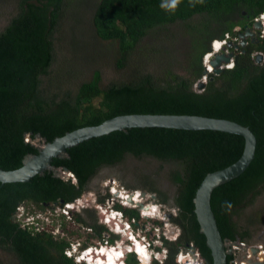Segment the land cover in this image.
Segmentation results:
<instances>
[{"label": "trees", "instance_id": "obj_1", "mask_svg": "<svg viewBox=\"0 0 264 264\" xmlns=\"http://www.w3.org/2000/svg\"><path fill=\"white\" fill-rule=\"evenodd\" d=\"M14 2L16 12L0 31L1 170L17 169L25 155L36 154L37 149L31 143L36 134L50 142L75 129L129 114L225 119L247 127L257 143L248 168L212 192L210 204L219 233L223 240L246 242L252 238L254 226H264V203L257 204L249 220L244 216L245 210L264 194V62L257 63L253 57L257 53L264 55V37L259 38L257 31L254 42L248 39L245 47L238 51L231 49L233 67L219 75L206 74L202 62L213 41L224 40L228 34L229 38H238L239 33L251 27L254 19L264 13V0H181L175 11L162 9V0H12L11 3ZM71 3L87 5L82 11L86 24L89 14L91 25L86 43L90 45V40L94 42L96 38L115 43L116 66L126 68V81L102 85L100 71L93 69L89 80L79 83L74 91L60 82L53 85L54 78L50 75H69L64 76L67 80L76 72L71 61L62 56L66 41L60 31ZM88 8L92 9L89 13ZM195 18L198 22H193ZM177 23L190 34L181 59L170 57L173 50L167 38L159 45L152 43L147 50L144 39L151 32ZM237 27L240 30L235 32ZM135 49V52L146 49L152 55L151 63L137 61V65H132L129 57ZM159 52L162 53L158 56ZM58 56L63 58L62 62L57 60ZM204 75L206 85L198 92L194 85ZM243 149L244 139L239 135L204 130L132 128L91 138L67 149V158L50 162L52 169L66 168L74 181L44 171L26 183L0 184V249L13 256L12 264H76L65 255L69 242L53 238L44 230L37 232L33 226L21 225L14 219L16 208L25 203L38 209L82 203L87 182L97 170L117 165L129 155L175 165L168 174L175 187L171 196L159 191L153 180L137 188L126 186L128 190L139 188L155 194V203L175 210L169 222L180 233L175 241H165L168 256L163 264H177L176 255L191 244L202 264H212L194 214L193 199L204 177L236 162ZM114 190L123 203L141 198L138 193L128 196L116 185ZM96 200L102 202L104 197L98 196ZM116 208L129 219L139 218L136 209ZM84 213L92 224L86 223L81 216ZM91 213L85 209L74 211L72 222L89 228L88 237L100 239L106 230L96 224ZM114 249L120 251L115 260H112L115 255L106 257L112 264H122L123 251ZM136 250L139 254L144 252ZM129 259L125 258V263L127 260L129 264H137L132 256ZM232 259V255H227V264Z\"/></svg>", "mask_w": 264, "mask_h": 264}, {"label": "rangeland", "instance_id": "obj_2", "mask_svg": "<svg viewBox=\"0 0 264 264\" xmlns=\"http://www.w3.org/2000/svg\"><path fill=\"white\" fill-rule=\"evenodd\" d=\"M12 0H0V31L4 28V26L8 23L9 19L15 14V2L12 4ZM86 4L84 3H71L70 8H68L66 12V17L61 22L60 25V31L64 35V41L65 47L63 48V54L62 56L64 58H68V61H71L72 66H74L76 72H74L72 75H70V78L65 80L64 76L67 75H50L51 78H54L53 85H58L59 82L66 88H70L69 90L74 91L76 87L79 85V83L89 80L91 76V72L93 69H98L100 71V77H101V84L106 85L110 82H121L126 81V75L127 72L126 68L118 69L116 66V45L114 42H104L100 41L96 38V40L93 42V40H90L89 43H86V36L88 34V29L90 30V21H89V14L86 15V22H84V17L82 15L83 9L86 8ZM92 9L88 8V13L91 12ZM198 18H195L193 22H198ZM240 28L237 27L234 31H239ZM164 35V37H163ZM189 33H186L184 31V28L180 24H175L171 26H167L162 31H159L157 33H152L144 39L146 41L145 47H147V50L152 46V43H157L156 45H159V43H162L163 38L167 42H169L172 45L173 55L171 52L170 57H174L176 59H181V53L184 50V48L187 46V43L189 41ZM139 50V47H136ZM89 50L87 53H84V51ZM161 51V49H159ZM132 51V55H130L129 60L132 65H137V61L145 63H151L150 57L152 56L150 53L145 52L146 49L141 50L142 52H135ZM162 52L158 53V56ZM85 55H89L86 57ZM92 55V56H90ZM157 55H155L156 59L158 58ZM86 57V58H85ZM211 59V58H210ZM57 60L59 62L63 61V58L58 56ZM261 62H264V56L263 60ZM204 65V61H203ZM208 65V64H207ZM54 67V66H53ZM52 67V69H53ZM53 76V77H52ZM69 76V75H68ZM67 76V77H68ZM62 78V79H61ZM61 80V81H59ZM198 82V81H197ZM197 82L194 86V89L197 85ZM198 91L197 89H195ZM27 140V138H25ZM32 145L35 147H39L40 144L36 139L31 141ZM175 165L169 164L164 165L163 163L159 161H154V159L151 158H141V159H134L133 157L126 155L124 156V159L121 163L114 165L112 167H102L89 181L87 185V197L92 198L96 202V198L98 196H104L103 190L101 188H104L102 185L103 182L106 179H113L117 182L118 185H121L123 190H126V186H142L145 182H151L152 180L155 181L157 188L159 191L163 192L166 196H171L172 193L175 191V187L173 184H171L168 174L173 169ZM147 177V178H146ZM146 178V179H145ZM145 179V180H144ZM106 180V181H108ZM116 184V185H117ZM137 188V187H136ZM138 190L137 193L140 194L142 197L141 200H137L133 202L132 206L138 207L137 202L140 201V203H148L149 200H153V194H146L142 190ZM135 191L130 192L131 194ZM129 193V194H130ZM157 197V196H156ZM60 202V201H59ZM111 203H107V200L104 202L103 206L108 209V211L111 210ZM264 203V194L258 198V200L255 202L254 206L246 209L244 212V216H246L247 220H249V217H253L254 213L253 211L257 208V204L261 205ZM151 206L156 209L155 216L150 215V219L153 221H159L164 226L165 233L168 232V227H172L175 230V235H178L180 233L179 229L169 223V219H166L165 217L168 216V213H174V209L171 207L164 205L159 206L157 203L150 204ZM163 205V204H162ZM169 208H167V207ZM82 207L89 209L92 211V215H94L95 221L97 220V217L100 214L99 210H95L96 206H90V201L85 200ZM65 208L62 211V208L60 205L53 204L51 206H47V208L44 209H38L36 206L31 205L29 203H25L20 205L18 208V211L15 215V220L21 223L22 225L32 226L30 223H35V219L32 221L31 218H37L36 223H38L35 228H41L42 230L49 232L53 238L56 239H64L66 242H69L71 253H69V258H72L73 262L76 264H80L83 259H86L85 256H83V259L80 257L81 249L86 247H98V240L95 238H90L89 236V229H87L86 226L81 227L77 226V224H74L72 222L71 213L69 214L71 206L64 207ZM94 208V209H93ZM144 209V207H141ZM80 211L82 208L80 205L74 206L73 212ZM103 210V208H100ZM61 212V213H60ZM63 213V214H62ZM62 214V215H60ZM44 216V217H43ZM81 216L84 218V214H81ZM86 217V216H85ZM116 218V217H115ZM117 219V218H116ZM245 221V218L241 222ZM97 222V221H96ZM35 223V224H36ZM142 221H139L137 226H142ZM247 224V222L245 221ZM98 224V222H97ZM253 231H251L252 238L249 241H246L247 244H262L264 245V226L263 225H257L253 227ZM261 231V232H258ZM145 232H151L148 227H145ZM160 232V230H158ZM154 234H158L157 232L152 231L151 235H146V238H152ZM115 238V237H113ZM79 244V245H78ZM78 246V248H77ZM106 254L103 255L105 257L102 264H105V262H110L109 258L106 256L108 255H115L120 253L119 250L113 249L108 250L106 248H101L96 254L102 255L101 252L103 251ZM92 251V250H91ZM69 252V250H68ZM93 252V251H92ZM86 253V252H85ZM84 253V255H85ZM92 254L91 252H89ZM115 256L112 257V259H115ZM146 257V256H145ZM128 261H130L129 258L131 256H127ZM188 261L191 264L192 255L187 256ZM111 259V258H110ZM88 260V259H87ZM126 260V263L128 262ZM194 261L197 263L199 261L198 258H194ZM14 263V258L11 254H9L6 251H3L0 249V264H12ZM129 264V262L127 263ZM201 264V261H200Z\"/></svg>", "mask_w": 264, "mask_h": 264}, {"label": "water", "instance_id": "obj_3", "mask_svg": "<svg viewBox=\"0 0 264 264\" xmlns=\"http://www.w3.org/2000/svg\"><path fill=\"white\" fill-rule=\"evenodd\" d=\"M262 28L260 21H254L251 27L238 34L240 42L233 44L229 42L227 47L233 50L243 48L247 40L251 42L256 40L257 31ZM234 58V52L217 53L209 61V67L212 73L219 75L224 69L223 65L230 64ZM257 63L263 60V55L258 53L255 57ZM205 70V69H204ZM207 73V70H205ZM206 83L198 81L196 89L202 91ZM132 128H163L187 131H217L227 134L239 135L244 139V149L240 158L226 168L207 174L198 189L196 190L193 203L194 214L199 225V231L205 238V243L210 251L212 264H227L226 256L230 254L227 250V240H223L211 209V195L215 188L239 177L250 165L254 159L256 149V138L247 128L236 122L194 115H163V114H129L116 116L104 120L96 126H87L64 133L60 137L45 142V139L38 134L34 139L40 144L36 147L37 152L34 155H25L21 161V166L14 170L0 169V184L5 183H26L35 175H41L44 171H52L53 175L60 177L63 174V180L68 177L66 168L52 169L50 162L55 158H67L66 150L87 141L91 138L107 135L114 131H125ZM29 135V134H28ZM60 201L59 203H61ZM174 230L171 229V235ZM253 255L257 249H251ZM161 259V255L159 256ZM248 264H264L255 261H249Z\"/></svg>", "mask_w": 264, "mask_h": 264}, {"label": "clouds", "instance_id": "obj_4", "mask_svg": "<svg viewBox=\"0 0 264 264\" xmlns=\"http://www.w3.org/2000/svg\"><path fill=\"white\" fill-rule=\"evenodd\" d=\"M180 2H181V0H162V3H161V8L162 9H165V10H167V11H175L176 9H177V7H178V5L180 4ZM229 35V34H228ZM225 40V39H224ZM223 40H220V41H218V40H215V41H213L212 43H211V46H210V48H211V50H210V52H208L207 54H205L204 56H203V59H202V62L204 61V69L205 70H207V73L206 74H210V73H212V69H211V72H209V69L208 68H210L209 67V65H207V64H209V61L213 58V56L215 55V54H217V53H229V52H231L230 50V48H228L227 47V44L229 43V42H232L233 44H238V42H240V39L239 38H235V37H232V38H229V39H226V41H225V43H221ZM247 44V43H246ZM217 46V47H216ZM245 47V46H244ZM239 50V49H238ZM238 50H233V51H238ZM208 54H211V56H209L208 57ZM258 54V53H257ZM263 55V54H262ZM264 56V55H263ZM208 57V59H207V61L205 60L206 58ZM256 57V56H255ZM211 58V59H210ZM227 65L229 66V67H227ZM227 65H223V69H231L232 67H233V59L231 60V62H230V64H227ZM204 77H205V79H204ZM199 81H204L205 83H206V81H207V79H206V75H204ZM195 86V85H194ZM195 89H196V87H195ZM198 92H201V91H198ZM66 174H70L71 176H72V174L68 171V173H66ZM66 174H64V175H66ZM67 176V175H66ZM60 177L61 178H63V174H62V176L60 175ZM68 177V176H67ZM68 179H72V181H74V178H73V176L70 178V177H68ZM67 179V180H68ZM106 180H108V179H106ZM104 181L103 182V186H104V188H101L102 190H103V194H104V196H99V197H104V200L102 201V202H97V200H96V202L92 199V198H88L87 196V193L84 195V201L86 200H89L90 201V206H96L95 207V210H99V212H100V214L101 215H99L98 217H97V222H98V224H97V222H96V224L97 225H101V226H103L104 228H105V232H103V233H106V234H108L109 235V239H108V241L110 240V238H112L113 239V241L112 242H115V243H117V242H119L118 244V246H119V248L123 251V257L121 258V263L122 264H126L125 263V256H132L133 258H134V260L136 261V263L137 264H151L153 261H158V260H156V259H151L150 260V250L149 251H147V254H146V257H145V255H139L137 252H136V249L133 251V250H131L130 252L129 251H126V245L128 244L127 242H126V240L124 241V242H122V237H121V235L119 234V232H118V230H114V225L116 224H119L118 223V221H119V218H115L116 216L115 215H113V212H117V214H120V217H121V219H123L124 221H126L127 222V224L129 223V226L132 228V229H136V230H139V231H141V233L144 235V236H146V232H145V227H143V225L142 226H137V224H138V222L139 221H142L143 223L142 224H144L145 223V221H153V220H151L150 218L151 217H149L150 215H152V216H155V213H157L156 212V209H154V207L153 206H151L150 204H153V203H155V199H153V200H149L148 201V203H144V204H142V203H140V201L139 202H137L136 204H138V207H135V206H132V207H128V206H126L127 204H129V205H133L131 202H128V203H125V204H122L121 202H120V196L118 195V193H117V191L116 190H114V186L117 184V182L116 181H114L113 179H109L108 181ZM116 186H118V188L122 191L123 190V188H122V186L121 185H116ZM123 191H125L126 192V194H128V196H130L131 195V193L130 192H132V191H135L134 193H132L133 195L134 194H136L137 193V191L138 190H128L127 188H126V190H123ZM130 193V194H129ZM146 194H151V193H146ZM111 199H113V203H112V205H111V210L110 211H108V209L107 208H105L104 206H103V204H104V202L107 200V203H111L110 202V200ZM142 199V197L139 199V200H141ZM84 201L82 202V203H77V204H64V205H72L71 206V208H70V211H69V214H70V212H73L72 210H73V208H74V206H77V205H80L81 206V210H83V209H85V210H89V209H86V208H84V207H82V205H83V203H84ZM134 202V201H133ZM159 206H164V205H162V204H159V203H157ZM22 205V204H21ZM64 205H62L61 206V208L64 206ZM116 206H119V207H121V209H136L137 210V212H139V218H138V220H135L134 218H127V216H125L124 214H123V212L120 210V209H117L116 208ZM20 207V205L18 206V208ZM141 207H144V209L143 208H141ZM167 207V206H166ZM18 208H16V213H17V211H18ZM100 208H103V210H101ZM168 208V207H167ZM94 209V208H93ZM169 209V208H168ZM75 210V209H74ZM80 210V211H81ZM76 211V210H75ZM90 211V210H89ZM76 212H78V211H76ZM92 212V211H91ZM174 212H175V210H174ZM167 214H168V216L167 217H165L166 219H169L170 218V215L172 214H169L168 212H167ZM16 215V214H15ZM60 215H62V214H60ZM157 215H158V213H157ZM44 217V216H43ZM32 219V221L35 219V223L37 222L36 221V219L37 218H31ZM133 221V223H131L130 221ZM125 222V223H126ZM156 222L158 223V224H156ZM33 224V223H30V225H32L33 227H34V229H35V226H37L38 225V223H36V224ZM113 223H114V225H113ZM153 223V227L150 229V231L152 232L153 231V228H160V230H161V232H162V230H164L163 228H164V226L159 222V221H153L152 222ZM170 223V222H169ZM22 225V224H21ZM120 226V225H119ZM114 227V228H113ZM87 229H89V228H87ZM111 229V230H110ZM171 229L172 230H174L172 227H169L168 228V233H169V241H175L176 239H177V237L179 236V234L178 235H175V230H174V234L173 235H171ZM88 232H90L91 233V231H90V229H89V231ZM113 237H115V238H113ZM154 237V236H153ZM151 239H153V238H151ZM96 240H99V239H96ZM110 242V241H109ZM113 246V245H112ZM192 246V247H191ZM84 247H85V245H84ZM191 248H193V249H195L194 247H193V245L191 244L189 247H186L185 249H181L180 250V252L176 255V258H175V262L177 263V257H178V255L181 253V252H183V251H190V249ZM196 250V249H195ZM157 253H159L158 251H156ZM161 252H163V253H160V255H161V258L163 257V255L162 254H164V255H166V251H161ZM159 255V256H160ZM159 256H158V259H160L159 258ZM142 257L143 258H145L144 260L145 261H142L141 259H142ZM194 259V258H193ZM94 263V262H93ZM80 264H86V262L84 261V260H82L81 261V263ZM94 264H98V263H94ZM178 264V263H177Z\"/></svg>", "mask_w": 264, "mask_h": 264}, {"label": "built area", "instance_id": "obj_5", "mask_svg": "<svg viewBox=\"0 0 264 264\" xmlns=\"http://www.w3.org/2000/svg\"><path fill=\"white\" fill-rule=\"evenodd\" d=\"M254 21H260L261 24H262V28L258 31V37L259 38H263L264 37V13L261 14L258 18L254 19ZM226 39H229V35H226L225 37V40H223L221 43H225ZM257 54H253V57H255ZM208 56H211V54H208ZM227 67H229L227 65ZM209 69V68H208ZM209 72H211V70H209ZM205 79V77H204ZM68 177H72L70 174H66ZM122 192L126 193L125 191L122 190ZM113 199L110 200V202H112ZM120 202L122 204H125L122 202V200L120 199ZM67 206H72V205H64V207H67ZM126 206L128 207H132V205H129L127 204ZM65 208L62 207V211L64 210ZM61 213V212H60ZM63 214V213H62ZM113 215L116 216V218H119V221L118 223L119 224H115L113 223L114 225V230H118L119 234L121 235L122 237V242H124L126 240V242L128 243L126 245V251H131V250H135L136 247H139L141 250H144L147 254V251L150 250V247H151V243H152V240L151 238H146V236H144L141 231L139 230H136V229H132L130 226H129V223L127 224L126 221H124L123 219H121L120 217V214H117V212H113ZM126 222V223H125ZM131 223H133V221L131 220L130 221ZM120 225V226H119ZM169 228V227H168ZM167 228V229H168ZM35 231H41L42 229L40 228H35L34 229ZM111 230V229H110ZM158 230H160V228H153V231L154 232H157L158 234L161 232H158ZM167 233H165L166 235ZM155 236V234L153 235ZM109 239V235L106 234V233H102L101 235V238L98 240V247H84L83 249H81V252H80V257L85 253V252H88V251H93L94 253L98 252L101 248H106L108 250H113L114 248H119V242L115 243L113 246H110L108 243ZM228 246H227V250L230 251V255L233 256V259L231 260L230 264H248L249 261H255V262H259V263H264V245L262 244H247L245 242H242V241H229L227 242ZM79 245V244H78ZM192 247V246H191ZM78 248V246H77ZM253 248H256L257 249V253L255 255H253V253L251 252V249ZM69 250V252H68ZM71 250L70 249V244H69V248L66 249L65 251V255L67 257H69V253H71ZM188 252L192 255V257L194 258H198L199 261L196 263L194 261V259H192V263L194 264H200V261H201V264H202V260L200 259V255L198 253L197 250L191 248L190 251H183L181 252L178 257H177V263L178 264H191L189 261H188V258L186 257V254H188ZM150 260L151 259H157L158 256H159V253H157L155 250L152 251V253L150 252ZM82 258V257H81ZM86 264H94L93 262H91L90 260H87V259H83Z\"/></svg>", "mask_w": 264, "mask_h": 264}, {"label": "flooded vegetation", "instance_id": "obj_6", "mask_svg": "<svg viewBox=\"0 0 264 264\" xmlns=\"http://www.w3.org/2000/svg\"><path fill=\"white\" fill-rule=\"evenodd\" d=\"M239 43V42H238ZM101 169V168H100ZM100 169H98L97 170V172L100 170ZM96 172V173H97ZM93 177V176H92ZM91 177V178H92ZM90 178V179H91ZM90 181V180H89ZM89 181L87 182V185H88V183H89ZM153 198L154 199H156V195L155 194H153ZM84 210V209H83ZM140 212V211H139ZM85 214V213H84ZM169 214H171V213H169ZM87 214H85L84 215V220L86 221V223H88V224H92L93 222H92V220L89 218V217H85ZM153 221H145V223L144 224H142L143 225V227H148V229H151L152 227H153V223H152ZM146 235H148V236H150L151 235V232H147V234ZM152 238H153V240H152V243H151V247H150V252L152 253V251L153 250H155V251H158L159 252V255H160V253H163V252H161L162 250L163 251H166V255H164V254H162L163 255V257L161 258V259H156V260H158L157 261V263L158 264H163L164 262H165V260L167 259V256H168V250H167V248H166V246H165V241H169V233L167 232V234L165 235V231L164 230H162V232H160L159 234H155V236L153 237L152 236ZM110 246H112V245H114L115 244V242H109L108 243ZM125 258H126V256H125ZM152 264V263H151Z\"/></svg>", "mask_w": 264, "mask_h": 264}, {"label": "bare ground", "instance_id": "obj_7", "mask_svg": "<svg viewBox=\"0 0 264 264\" xmlns=\"http://www.w3.org/2000/svg\"><path fill=\"white\" fill-rule=\"evenodd\" d=\"M217 47V46H216ZM209 57V56H208ZM208 57L205 59L206 61H207V59H208ZM209 70H211V68H209ZM136 249H140L139 247H136ZM89 252H91L92 254H90ZM105 252H107V251H103V252H101V254H106ZM136 252H137V250H136ZM138 253V252H137ZM139 254V253H138ZM139 255H145L146 256V252L144 251L143 252V254H139ZM191 254L188 252V254H186V257L187 256H190ZM83 256H85L86 257V259H88V260H90L91 262H94V263H100V264H102V262L104 261V259H105V257H101V255H98V254H96V253H94V252H92V251H88V252H86L85 253V255L83 254L81 257H82V259H83ZM116 257V256H115ZM106 260V259H105ZM113 260V259H112ZM115 260V259H114ZM113 262L112 261H110L109 263H108V261L107 262H105V264H112Z\"/></svg>", "mask_w": 264, "mask_h": 264}]
</instances>
